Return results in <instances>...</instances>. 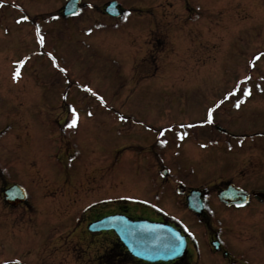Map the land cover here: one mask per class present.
<instances>
[{"label":"rangeland","instance_id":"374dc122","mask_svg":"<svg viewBox=\"0 0 264 264\" xmlns=\"http://www.w3.org/2000/svg\"><path fill=\"white\" fill-rule=\"evenodd\" d=\"M64 1L0 0V104L5 107L9 97L18 102L45 101V105L40 102L30 110L31 118L38 122L36 125H42L38 131L33 129L34 139L17 126L20 121L30 127L33 125L32 128L35 124L21 112L3 109L0 105V189L14 183L26 189V204L39 212L33 214L31 220L38 231H42L40 214L45 218V227L51 230L71 229L68 221L60 227V219L65 220L71 210L63 211L59 207L57 211L54 208L50 211L42 207L41 211L35 200H30L46 199V203H55L61 199L60 188L74 190V210L84 215L85 208L90 207L91 220L105 217L112 210L117 212L120 206L114 204L113 199L121 196L122 191L130 196L124 191L138 187V181L128 186L122 184L123 173L117 171L119 162L130 157L129 163L136 161L140 152L138 146L144 139L153 141L154 135L176 138L174 141L179 148L177 156L173 157L181 172L178 174L177 170L175 176L186 186L207 183L213 187L217 179H227L234 172L237 180L248 176L249 169L240 166L226 171L219 169L217 163L198 167L189 160L187 153L191 151L182 146L191 142L186 136L190 133L187 124L192 122L190 118L195 116L196 110L204 107L205 92L209 88L211 92L232 90L237 95L235 92H241L239 85L255 87L257 95L251 101L256 111L252 120L258 131L264 129V0H83L89 8L74 18L59 20L57 7ZM109 1L118 2L128 15L123 19L101 15V5ZM20 15L29 18L28 24L27 21L14 22ZM165 21L176 24L174 39L155 34L147 36L150 30L146 29L157 31L162 23H168ZM38 35L44 38L42 45ZM21 58L25 59L22 80L15 84L9 76L15 62ZM45 59L55 60L62 66L65 70L62 81L66 83L55 81L51 89L43 86L47 81L45 74L54 72ZM53 88L55 90L51 91ZM39 92H49L48 99H41ZM228 95L218 97L219 112L233 119L238 112L233 109L240 99L234 100L232 105L229 101L236 96L223 100ZM59 102L70 105L64 110L67 128L64 139L70 140V148H73L67 162L62 153L67 150V144L63 147L57 125L52 122V119H61ZM73 109L77 124L70 132L68 124ZM202 117L203 114L197 122ZM201 128L195 129L202 131ZM37 139H40L39 144L33 141ZM106 140L117 146L127 141L136 146L125 153L113 152L112 147H106ZM232 147L241 149L236 143ZM256 148L258 161H262L258 174L263 185L264 140L259 139ZM199 156L197 159L201 161ZM61 161L66 162L68 170L64 187L62 177L56 173L63 169ZM67 163L71 166L67 167ZM51 167L56 169L55 173L50 171ZM127 171L131 172V168ZM134 176L142 179L146 173L140 169ZM171 178L176 182L175 177ZM52 183L58 188L50 187ZM169 197L170 202L167 201V208L163 209L175 219L186 220L194 233L201 234L203 226L185 211L179 195L172 190ZM209 198L216 213L213 226L219 227L221 232H228L235 240L237 234L245 235L243 230L255 228L253 220L239 219L229 223L225 232L222 225L225 217L235 219L239 214L222 208L214 195ZM50 212L56 217L49 219ZM75 221L70 222L75 225ZM81 221V229L86 232L84 222L88 225L91 221H84L83 217ZM24 228L5 218L0 202V264H21L31 257L26 252L30 246L35 242L40 244L41 240L25 233L28 230ZM100 234H96L97 245L103 236L108 237L103 232ZM76 235L83 237L84 233L77 231L72 238ZM54 255L58 257V253ZM13 259L19 263L11 261ZM261 261L264 264V258Z\"/></svg>","mask_w":264,"mask_h":264},{"label":"flooded vegetation","instance_id":"af4514ba","mask_svg":"<svg viewBox=\"0 0 264 264\" xmlns=\"http://www.w3.org/2000/svg\"><path fill=\"white\" fill-rule=\"evenodd\" d=\"M26 16L20 15L16 17L14 22L17 24L26 23L28 24L29 18ZM168 23H163L160 25L159 29L150 30L149 34H155L156 36H166L170 39H174L173 34L176 30V24H173L169 21H165ZM168 24V25H167ZM164 26V27H162ZM145 27V26H144ZM145 29V28H144ZM154 36V35H153ZM176 40V37H175ZM160 47V46H159ZM161 49V47L159 48ZM173 49V48H172ZM22 59V58H21ZM44 61L49 62L51 64L52 72L50 75L45 74L46 84L43 86H47V88H52L56 85L55 81L59 84H64L63 78H65V70L61 71L62 66L57 63H54L55 60L45 59ZM20 62L17 60L13 65L11 74L9 76L15 81L14 83L17 84L19 81L22 80L23 74V65L21 66L19 73V77L15 78L14 74L17 72L15 71L16 64ZM25 66V65H24ZM43 71H46L45 69ZM57 76L58 79L54 80V77ZM24 77V75H23ZM241 92H235L237 95H243L245 97H250L254 92V87H239ZM247 89L250 94L245 95L244 90ZM43 90V89H42ZM55 90L53 88L51 91ZM40 93V92H39ZM47 93L49 92H41V99H48ZM206 94V101L203 103V108L201 111L196 110V114L194 117L190 118L193 121H198L199 116L203 114L201 118V122L203 124H199L202 128L200 136L206 146L198 152L197 157L200 155L202 160L193 159V157H189L191 162L199 163L201 162L203 166L210 167V164L217 163L219 169L223 170H234L236 167H243L245 170L249 169L248 176L246 178H242L241 180L235 179L236 173H232L231 177L227 179H219L215 186L212 188L214 190H220L226 187L227 184H234L237 187L243 189L249 197L246 199V203L244 206L241 207H234L229 206L226 210L231 211L233 213H238L239 215H235V219H232L228 216H224L227 218L223 221L222 225H224V231H228V225L234 220H253L255 222L252 230H243L245 235H238L236 239H232L228 232L223 233L218 228L213 227L214 216L216 213L214 212L215 207L209 202L208 199V192L202 190V200L204 203V211L200 216H193L196 220L201 222L204 227V231L201 234H196L190 232L181 222H178L172 218L167 217L164 215L160 208L157 207L158 203L161 201L162 195V180L159 179V172L163 167L170 169L173 172L174 169H178L177 161L173 157L175 156L173 153L177 151L178 144L173 139L166 140L160 137L159 135H154L153 141H147L146 139L138 146L140 148L139 155L137 157V165L136 167L146 173L144 178H140L138 187L130 189V195L132 197L129 198L133 201L139 202L144 208L141 209L140 218H146L151 221L155 222H165L168 224L173 225L175 228L179 229L180 232L186 237L187 241V250L184 255L178 259L171 262H155L149 263L137 260L132 258L128 255L126 249L122 246V244L118 241L116 236L113 233H108L109 236L107 237V244L106 246H102L101 248H97V245H93L96 251L94 255L90 257L88 255V260H85L84 255L87 254L89 251L86 249H82L80 242L81 237L80 235H76L72 238V235L76 233L75 230L65 231L63 229H53L51 230L48 227H45L44 220L42 214V223H41V230L37 226L31 223L33 214L37 215L39 212H36V209L33 208L31 205H27L26 201L19 205L16 208L10 207L4 203L3 199L0 197V202L2 205V213L4 214L5 218L8 221L14 220L17 224L24 226L28 231L25 230V233H31L34 235L35 238H39L41 240L40 244L35 242L32 247L26 251L28 256H31L27 259L24 264H262L261 261L264 258V199L256 197L254 193L256 191H262L264 193V184H261L259 180L260 175L257 172L258 166L262 165V161H258V140L264 139V129L257 130L256 124L251 119L252 111L254 108V104L252 102L243 101L237 102L239 107L236 106L234 111H238L232 116L233 119L225 117L223 112H219L221 108V103L217 101L220 95L230 94V96H225L223 100L231 98V96L235 97L237 95L234 94V91L230 90L224 92H211L210 88L205 92ZM211 94V95H210ZM16 96H19L18 93H15ZM63 100V97H62ZM42 102L45 105V101H37L36 103H27V102H18L17 100H13L9 97L8 102H6L5 107L0 104L1 108L9 109V110H17L16 113H20L24 115L27 120L33 122L34 118L30 116V110L33 107H38V105ZM235 102V101H234ZM233 101L230 102L234 105ZM225 103H222L224 105ZM29 105V106H28ZM61 115H64L65 106H69V104H64L63 102H59ZM33 106V107H32ZM209 109L213 110V121L212 123H207L208 119V111ZM249 115L247 118H243V116ZM22 117H20L21 119ZM244 119L243 121H241ZM64 120V117L61 116V121ZM60 119L58 118L55 122L60 127V130L64 131L63 126H61ZM221 123V124H220ZM34 124V123H33ZM193 126L196 124H192ZM191 125V126H192ZM8 126V124H7ZM6 127V124H4ZM18 128L22 127L23 131L27 132L30 138H33V125L20 124L17 126ZM24 127H27L25 129ZM17 128V129H18ZM199 134L193 133L194 137H197ZM224 139V140H221ZM224 141V142H223ZM237 145V147H241V149H237L232 147L233 144ZM216 144V145H215ZM110 147V143H106V147ZM229 147L228 150H225ZM124 147H130L129 143H124ZM187 149L194 148L191 144H188ZM199 148L193 149V152H197ZM197 150V151H195ZM68 152V151H67ZM172 153L171 155H166V153ZM261 153L264 155L263 151ZM67 156V155H66ZM199 156V158H200ZM64 162L61 161L63 169L56 172L54 167H51L52 173H59V177L61 176L63 181V187L67 185V174L68 170L65 168ZM49 174V173H48ZM209 185L208 187H210ZM52 187L54 190L57 188L55 184L52 183ZM61 191L63 192L60 196L61 199L57 200L55 203L48 202L46 203V199H30L35 200L38 204V208L42 211L43 210H50L54 208V211H57L59 207L62 208L63 211H72L68 214V217L65 220H77V213L74 210L76 206V194L74 190H64L63 188ZM72 192V194H71ZM57 189V194H58ZM75 196H74V195ZM56 206L54 207V205ZM43 205V206H42ZM63 206V207H62ZM227 207V206H225ZM34 209V210H33ZM133 207H128V210L131 211ZM20 210V212H17ZM127 208L123 206L121 212H125L129 215ZM253 210H256V214H253ZM15 211V212H14ZM136 211V209H135ZM229 213V212H228ZM231 214V213H229ZM130 216V215H129ZM51 217H56L54 213L49 214V219ZM255 217V219H254ZM263 217V219H261ZM136 218V217H135ZM260 219V220H259ZM61 221H64L60 219ZM229 236V237H228ZM96 238V237H95ZM103 238H105L103 236ZM88 239V238H86ZM212 242L218 243V249L215 250L212 246ZM77 243V244H76ZM92 247V241L89 240V249ZM58 253L57 255H54ZM40 254L42 256H40ZM63 254L62 256H59ZM15 260V259H14Z\"/></svg>","mask_w":264,"mask_h":264},{"label":"water","instance_id":"95a60500","mask_svg":"<svg viewBox=\"0 0 264 264\" xmlns=\"http://www.w3.org/2000/svg\"><path fill=\"white\" fill-rule=\"evenodd\" d=\"M77 7V0H69L63 13L74 15ZM115 9L116 3H110L105 12L116 15ZM226 192H220L218 198L227 201L224 196ZM24 195V191L19 186H12L4 191V197L10 203L13 202V197L19 196L21 200ZM198 198V194L191 193L187 197L188 205L191 208L197 207L195 200ZM88 230L92 232L113 230L132 256L148 262H167L176 259L183 254L186 247L185 238L171 227L146 221H131L125 216L104 217L91 223Z\"/></svg>","mask_w":264,"mask_h":264},{"label":"snow or ice","instance_id":"6c2138e0","mask_svg":"<svg viewBox=\"0 0 264 264\" xmlns=\"http://www.w3.org/2000/svg\"><path fill=\"white\" fill-rule=\"evenodd\" d=\"M24 19H26V17H25ZM38 41H39V43L42 45L43 42H44V38H43V36H39V35H38ZM257 59H259V57H257ZM54 63H55V61H54ZM60 70H61V71H64V69H60ZM19 75H20V73H19V71H17V72L14 74V77H15V78H18ZM244 94L247 95V94H250V93H249L247 90H244ZM94 95H95V94H94ZM237 107H239V104H237ZM207 115H208L207 123H212V121H213V110H212V109H209ZM121 119H123V117H122ZM76 124H77V114H76L75 109H73V110H72V119H71V122L68 124V127H69V128H73V127L76 126ZM181 138H182V137H181Z\"/></svg>","mask_w":264,"mask_h":264},{"label":"bare ground","instance_id":"6f19581e","mask_svg":"<svg viewBox=\"0 0 264 264\" xmlns=\"http://www.w3.org/2000/svg\"><path fill=\"white\" fill-rule=\"evenodd\" d=\"M23 67H24V65H23ZM23 69V68H22Z\"/></svg>","mask_w":264,"mask_h":264}]
</instances>
